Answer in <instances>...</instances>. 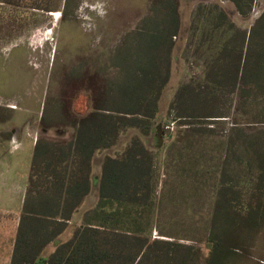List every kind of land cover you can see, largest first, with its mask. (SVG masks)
Wrapping results in <instances>:
<instances>
[{
	"label": "rangeland",
	"instance_id": "obj_1",
	"mask_svg": "<svg viewBox=\"0 0 264 264\" xmlns=\"http://www.w3.org/2000/svg\"><path fill=\"white\" fill-rule=\"evenodd\" d=\"M12 2L14 3L12 6L0 3V116H6V109L3 108H15L17 119H39L48 115V119H45L47 125L53 127L46 128L47 131L42 132L45 129L42 125L40 132L44 133V137L46 136L45 142L48 141L52 149L59 152L64 150V145L72 137L68 129H62V123H72L75 119L73 113H87L90 107L88 94L91 93V89L105 86L107 79L112 80L116 77L112 58L124 39L144 27L147 21H150L149 23L157 30L160 29L164 24L161 17L162 13L166 12L165 6L173 5L177 9L180 30L174 38L170 81L161 99L156 129L153 135L144 138L143 142L155 156V165L160 176L159 191L164 188L166 181L167 183L169 181L171 188L174 187L172 183L180 184L175 182V178H168V175L177 174V168H188L190 177L196 174L198 168H203L200 169L203 173L202 177L195 179L192 177L188 182L196 187L199 184V188H203L200 198L201 212L196 211V216L206 217V221L203 220L206 223L198 222L199 227L196 228L205 230L210 224L208 219L213 218V211L209 214L211 213L209 188L215 183L213 178L217 175L220 160L224 155L222 144L228 136L232 122L225 118H192L185 121L186 125L180 126L181 121L177 120L176 112L171 106L181 87L192 83L198 84L214 77L220 80V68H223L225 63L229 64L227 59L233 53L237 54L238 48H241L243 35L239 34L240 32L246 33L244 53L247 60L244 61L243 66L246 64L245 69L259 73L264 84V22L255 27L256 21L264 12V0H254L247 16H241L234 3L228 0H166V2L165 0H12ZM148 22L146 27L149 25ZM259 49L262 53L261 58L258 56ZM131 51L132 56L129 61L138 56L136 47ZM127 57L126 55V60ZM235 60L234 64H237V58ZM128 69H132V66L127 64L124 70ZM212 86L214 85H209L208 88ZM188 92L189 89L182 91L179 101L183 99L186 102ZM227 99L229 101H224L225 106L234 117L239 114L235 105L237 99L235 97H227ZM210 103L201 102L191 110V113L195 117H203L206 113L212 115L215 108H210L212 106ZM56 104L65 110L59 117H54L51 112ZM240 126L249 132L264 130V122ZM185 128H189L191 132L203 130L205 152L201 149L197 152L195 148L188 153L189 157L182 156L183 143L179 141L174 144V142L179 138L178 133ZM159 130L161 138H159ZM132 132L123 135L117 146L97 154L96 161L94 164L92 162L90 169L89 194L83 199L79 210L66 223L67 225L62 227L63 234L53 238L49 235L48 251L45 252L43 247V252L37 254V257L46 258L49 253L48 260L61 246L71 242L82 227L102 233L115 231L99 226L102 222L100 223L97 213L111 212L108 204H105L110 197L111 186L108 181L113 173L110 164L116 165L119 155L133 137ZM196 134L190 133L189 147L195 145L197 138L193 137ZM252 134L255 139L264 143L263 133ZM230 159L235 168H240L241 165L238 164L236 157L230 154ZM166 168H172L169 174ZM51 175L52 169L45 173L42 180H39L42 185L45 184L47 187V184L52 182ZM252 175L249 172L244 173L240 183L244 187L250 186ZM259 177L264 178V168H261ZM167 188L166 184L164 194ZM249 199L244 201V205L250 202ZM251 201H253L250 202L252 206H256L257 199ZM261 201L264 203V200ZM247 213L242 211L244 216ZM180 216L186 218L183 211L172 209L164 217L171 223L172 219L180 220ZM258 218L261 220V228L251 240L247 237L244 239V230H239L237 240L227 243L238 248L240 258L234 262L235 264H264V212L259 213ZM51 221L56 223L55 220ZM138 221H141L140 218ZM47 224L48 228L49 223ZM139 225L140 229L135 232L131 229L116 230V232L145 238L151 236L153 241L178 243L202 254L203 257H207L211 252L208 243L196 241L198 238H204L205 234L199 235L195 230L189 231L172 224L170 234L173 238H170L162 236L161 233L169 232L165 228L170 225H165L163 228L158 224L159 227L154 230H150L146 225L142 226L140 223ZM179 237H188V240ZM208 240L215 242L214 238L208 237ZM25 256L28 254L22 253V257ZM20 257L21 254L19 260ZM34 262L35 259L27 264ZM17 264H21V260Z\"/></svg>",
	"mask_w": 264,
	"mask_h": 264
},
{
	"label": "trees",
	"instance_id": "obj_2",
	"mask_svg": "<svg viewBox=\"0 0 264 264\" xmlns=\"http://www.w3.org/2000/svg\"><path fill=\"white\" fill-rule=\"evenodd\" d=\"M228 1L234 3L241 16H247L254 3V0ZM0 3L14 5L12 0H0ZM165 11L161 17L164 24L160 29L157 30L147 21V27L146 22L144 27L124 39L112 58L117 75L112 80L107 79L105 86L91 89L88 94L90 107L87 113H73L75 119L72 123H62V129L71 132V140L64 145L61 152L49 146L50 156L54 154L55 163L59 161L56 153L60 156L59 166L34 168L31 176L32 193L39 188L50 193L47 204L42 205L43 211L34 215L48 218V233L53 238L63 231L62 227L67 225L89 194L90 169L95 155L117 146L123 135L134 131L127 147L115 162L116 165L109 163L113 173L108 181L111 186L110 197L105 204H108L111 212L97 213L100 223L102 222L99 226L115 231L102 233L82 227L71 242L61 246L48 260L42 259L41 264H235L240 258L238 248L227 243L237 240L239 230H244V239L247 237L251 240L261 228L258 216L264 212V203L261 201L264 200V178L260 179L259 175L261 168H264V143L255 139L252 133L264 134V130L249 132L240 125L264 122V84L259 73L245 69L246 64L243 66L247 60L244 53L246 33H239L243 35L241 48H238L237 54L235 52L230 55L227 59L229 64L225 63L220 68V80L214 77L181 87L171 106L176 112L177 120L181 121L180 126L186 125L185 121L192 118H225L232 122L228 136L222 144L224 155L217 175L213 178L215 183L209 188V214L213 211V218L208 219L209 226L203 231L196 228L199 227L198 222L206 221V217L196 216V211L201 212L200 198L203 188H199V184L196 187L188 182L192 177H202L200 169L203 168H198L191 177L188 168H177L174 176L168 175L172 168H166L168 178H175V182L180 184L172 183L174 187L171 188L169 181H166V194L165 186L158 190L160 176L156 169L155 156L143 139L152 136L156 129L161 99L171 77L174 38L180 30L177 9L173 5L165 6ZM261 22H264V12L256 21L255 27ZM135 47L138 56L129 61L131 50ZM258 56H262L261 49L258 50ZM236 58L238 63L234 64ZM127 64L132 69L125 71ZM209 85L214 86L208 88ZM185 89H189L188 99L186 102L183 99L179 101L180 93ZM227 97L237 99L235 105L239 114L234 117L225 106L224 101H229ZM203 101L211 102L210 108H215L214 112L212 115L206 113L203 117H195L191 110ZM63 111L65 110L59 104L51 110L54 117L61 116ZM45 119H48V115L42 117L43 127L52 128ZM242 119L245 120L240 121ZM197 132L199 133L196 134ZM190 133H195L193 138H197L193 147H189ZM178 137L174 144L179 141L183 143L182 156L189 157L188 153L195 148L197 152L200 149L205 152L203 130L191 132L189 128H185L178 133ZM230 154L237 158L240 168L234 167ZM50 169L52 182L47 187L45 184L39 187V180ZM246 172L253 174L252 183L248 187L241 184L242 175ZM246 199L250 202L257 199L256 206H252L250 202L244 205ZM172 209L183 211L186 218L180 216V220L172 219L170 223L164 216ZM242 211H247V215H242ZM132 214L135 216H131ZM139 218L141 221H138ZM139 223L150 230L159 227L158 224L163 228L170 225L165 228L169 232H161L162 236L170 238H173L170 234L172 224L189 231L195 230L199 235L205 234L204 238L196 241L208 243L211 252L203 257L202 254L178 243L153 241L151 236L145 238L116 232L124 231L123 229L135 232L140 229ZM204 223L206 222L203 221ZM208 237L214 238L215 242L208 240ZM179 238L188 240V237Z\"/></svg>",
	"mask_w": 264,
	"mask_h": 264
},
{
	"label": "crops",
	"instance_id": "obj_3",
	"mask_svg": "<svg viewBox=\"0 0 264 264\" xmlns=\"http://www.w3.org/2000/svg\"><path fill=\"white\" fill-rule=\"evenodd\" d=\"M3 109L6 116H0V264H17L20 260L27 264L34 259V264H41L49 256L37 257L43 247L48 251V218L34 214L43 211L42 205L47 204L50 193L36 188L38 191L29 194V184L34 168L58 167L60 156L56 153V163L54 154L50 156V144L40 132L42 118L17 119L15 108ZM96 157L97 154L93 164ZM22 253L28 256L22 257Z\"/></svg>",
	"mask_w": 264,
	"mask_h": 264
},
{
	"label": "water",
	"instance_id": "obj_4",
	"mask_svg": "<svg viewBox=\"0 0 264 264\" xmlns=\"http://www.w3.org/2000/svg\"><path fill=\"white\" fill-rule=\"evenodd\" d=\"M158 132H159V138H161V137H160V130H159Z\"/></svg>",
	"mask_w": 264,
	"mask_h": 264
}]
</instances>
